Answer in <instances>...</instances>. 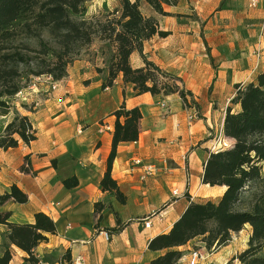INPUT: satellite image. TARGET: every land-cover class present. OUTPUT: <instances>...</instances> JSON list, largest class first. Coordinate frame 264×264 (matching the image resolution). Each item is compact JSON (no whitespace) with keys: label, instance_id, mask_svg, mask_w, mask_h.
I'll list each match as a JSON object with an SVG mask.
<instances>
[{"label":"crops","instance_id":"1","mask_svg":"<svg viewBox=\"0 0 264 264\" xmlns=\"http://www.w3.org/2000/svg\"><path fill=\"white\" fill-rule=\"evenodd\" d=\"M247 3L179 0L178 5L167 8L178 16H162L144 1L140 4L147 16L159 21L161 30L169 32L167 37L158 35L145 41L143 54L181 78L185 89L193 93L200 108L195 111L199 117L191 122L188 117L194 111L184 107L177 93L137 95L120 76L112 87L101 88L102 75L96 67H104V62L95 54L97 45L90 49L91 56L87 54L69 65L66 76L57 80L56 90L42 79L13 96L12 109L0 114V130L16 111L29 116L37 138L29 145L19 140L13 149L0 148V195L16 184L28 196L26 203L6 201L0 210H9L14 222H31L36 211L50 215L57 234L37 247L40 257L70 248L72 264L77 257L84 264H149L155 253L147 249L148 241L165 233L179 218L189 204L185 193L195 202L216 201L222 196L224 186L201 181L206 149L215 140L211 136L226 141L222 120L234 95V83L248 82L264 69V1L255 8ZM191 11L196 18L189 16ZM129 63L133 67L144 65L138 51L130 55ZM122 102L142 113L139 139L118 144L111 168L112 177L126 195L125 204L102 193L98 184L111 147V113ZM25 155L31 157L30 174L19 171ZM134 158L153 166V173L145 180H141L142 169L132 163ZM74 175L78 186L67 189L62 180ZM174 190L177 195H173ZM96 201L111 203V208L103 211L100 228L114 226L113 211L122 221L132 222L119 234L105 238L103 231L93 228ZM144 217L150 228L139 220ZM242 231L244 242L236 252L246 245L250 227L239 233ZM4 232L6 226L2 224L0 242ZM194 241L183 245L182 251L187 252ZM13 250L11 263L21 264L24 253Z\"/></svg>","mask_w":264,"mask_h":264},{"label":"trees","instance_id":"2","mask_svg":"<svg viewBox=\"0 0 264 264\" xmlns=\"http://www.w3.org/2000/svg\"><path fill=\"white\" fill-rule=\"evenodd\" d=\"M88 0H0V114L12 109L11 99L32 80L48 75L53 81L66 76L71 63L91 52L103 58L104 67H96L101 77V88H110L120 76L124 84H131L137 95L145 92L157 95L177 93L184 107L199 106L191 91L176 75L164 71L146 59L144 42L154 36L167 37L169 32L159 27V21L141 10L144 1L162 16H173L168 7L179 0H119L111 10L83 18ZM86 48V49H85ZM85 49V50H84ZM138 51L143 66L133 67L130 55ZM248 82H236L234 95L223 117L222 134L226 145L210 148L203 163L201 181L204 185L224 186L222 196L205 202L192 201L165 233L150 238L147 249L155 253L149 264H177L183 256L181 247L195 239L204 247H223L233 233L250 227L246 245L235 253L236 264H264V69ZM13 119L0 130V148L13 149L19 140L29 145L37 138L29 116L16 111ZM111 147L105 171L99 180L102 193L107 192L118 203L127 202L126 195L112 177V164L118 144L137 141L140 132L141 110L126 108L122 102L115 111ZM199 117V114H197ZM55 164V160H52ZM19 171L32 173L31 157L24 156ZM67 189L78 186L77 177L62 180ZM28 196L16 184L1 193L0 206L6 201L26 203ZM111 203L93 204L96 231L108 236L119 234L132 220L122 221L114 212L115 224L100 228L103 211ZM31 222H14L9 210H0V225L6 226L0 242V264H12L13 249L24 255L21 264H72L70 248L51 251L40 257L36 249L57 234L50 215L36 211ZM139 218V220H144ZM56 253V254H55ZM231 261L225 264H231Z\"/></svg>","mask_w":264,"mask_h":264},{"label":"rangeland","instance_id":"3","mask_svg":"<svg viewBox=\"0 0 264 264\" xmlns=\"http://www.w3.org/2000/svg\"><path fill=\"white\" fill-rule=\"evenodd\" d=\"M118 6H119V0H88L85 2L86 11L83 15V18L84 17L88 18L93 15H98L99 13L105 12L107 10H111L114 7H118ZM141 10L144 14H146L145 7H143ZM189 16L191 18H196L194 11H191ZM90 49L86 50V52L83 53V56L87 52L92 53L93 51H91ZM211 137L215 139L211 141L212 142L211 147L216 146L217 148H220L221 146H224L223 143H220L221 141H219V138H215L213 136ZM263 175H264V169H263ZM244 236H245V231H242L237 236L232 235L230 238L231 240L223 247H212L210 250H207L204 247L201 240L195 239V241L193 242L190 248L191 249L196 248L200 250L202 255H204V258L200 261V264H225L226 262L231 261V259L235 255L234 252H236L237 248H239V246L243 244ZM179 264H187V263L186 260L181 259ZM231 264H236V263L235 261H231Z\"/></svg>","mask_w":264,"mask_h":264},{"label":"built area","instance_id":"4","mask_svg":"<svg viewBox=\"0 0 264 264\" xmlns=\"http://www.w3.org/2000/svg\"><path fill=\"white\" fill-rule=\"evenodd\" d=\"M264 1V0H263ZM247 6L248 7H250V8H255V7H257L258 6V4L260 3V0H247ZM263 26H264V23H263ZM42 79L45 81V82H50L51 83V90H56L57 89V87H58V82H57V80L56 81H53L52 80V78L50 77V76H48V75H43L42 77H37V78H34L33 80H32V86H34V85H36V82H40V81H42ZM19 93H21V92H19ZM19 93H17V94H19ZM162 105V107H164L165 109H166V106H164V104L162 103L161 104ZM188 110L189 109H193V111L194 112H191L190 114H189V117H188V120L191 122L192 120H194V119H197L198 118V115H197V113L195 112L196 111V109H195V107H192V106H190V108H187ZM104 128H106V129H108L109 127L108 126H106V125H102ZM219 143V142H218ZM220 143H223L224 145H226V141H224V140H222ZM211 150H215V149H217V147L216 146H214V147H211L210 148ZM132 163L134 164V165H136V166H139L141 169H142V176H141V180H145L146 178H147V176L149 175V174H151V173H153V171H154V168H153V166L152 165H146V164H144L143 163V161L141 160V159H139V158H134L133 160H132ZM178 194V192H177V190H174L173 191V195H177ZM143 225H144V227L145 228H150L149 227V225H150V222H149V220H148V218H145L144 220H143ZM103 234H104V236H105V238L106 237H108V234H107V232H103ZM183 256L181 257V259L182 260H186V263L187 264H200V261L204 258V255H202V253L200 252V250H198V249H194V248H189L188 250H187V252H183V254H182ZM180 259V260H181ZM74 264H84V262H83V259L82 258H80V257H77V259L75 260V263Z\"/></svg>","mask_w":264,"mask_h":264}]
</instances>
